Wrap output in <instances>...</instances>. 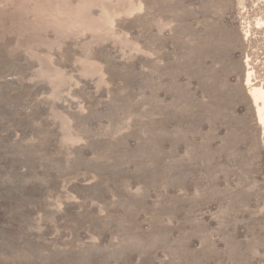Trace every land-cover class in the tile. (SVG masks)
<instances>
[{
	"label": "rangeland",
	"instance_id": "374dc122",
	"mask_svg": "<svg viewBox=\"0 0 264 264\" xmlns=\"http://www.w3.org/2000/svg\"><path fill=\"white\" fill-rule=\"evenodd\" d=\"M257 19L261 0H0V264H264ZM157 66L163 108L186 106L158 143Z\"/></svg>",
	"mask_w": 264,
	"mask_h": 264
},
{
	"label": "bare ground",
	"instance_id": "6f19581e",
	"mask_svg": "<svg viewBox=\"0 0 264 264\" xmlns=\"http://www.w3.org/2000/svg\"><path fill=\"white\" fill-rule=\"evenodd\" d=\"M264 1V0H261ZM169 7V6H167ZM256 26L260 27L264 24V20L262 19H257L256 20ZM182 27V26H181ZM178 28V27H177ZM217 33H216V24L214 21H207L203 23V29H202V34H201V46L205 47H212L214 48L215 44H218L220 42L221 39L217 38ZM242 35L244 39H248L249 35H250V27L248 25H243L242 26ZM172 36V35H171ZM175 38V37H174ZM172 39V37H171ZM213 40V41H212ZM189 43V42H188ZM186 44V43H185ZM194 46V45H193ZM163 48V47H162ZM156 50V49H155ZM194 52V51H192ZM196 53V52H195ZM201 54V53H200ZM161 56V55H159ZM205 56H207V54H203L202 56H200V60H199V65H200V74L202 76V80L204 81V83H209V85L216 86L218 85V77L217 74L220 75V72L218 71V69H222L224 70V67L221 65L222 63V59H217V56L215 55V59L213 60L212 63H208V60H205ZM163 57V56H162ZM156 58V57H155ZM158 58V57H157ZM190 59V58H189ZM188 62V73L190 76L194 75L193 69H192V65L191 62H189L190 60H187ZM175 63V62H174ZM185 63V64H186ZM156 65V64H155ZM245 65V78H244V82L243 84L245 85V87L247 88V92L250 94L253 103L255 105L256 108V118L258 123L261 125V127L263 128V132H264V78H261L258 82V84H255V80H256V73H255V69L254 66L251 65V63L248 61V56L244 62ZM184 66V65H183ZM186 66V65H185ZM173 70V69H172ZM171 70V71H172ZM155 71L158 75L157 77V82H156V94H155V106H154V114H155V118H156V123H155V133H157L158 135L156 136V143L161 141V132L164 131L165 132V128H166V123L170 122L172 119H176L177 117H179V114H183V112H185L186 110V106L181 105L177 100L173 102V104L171 105V108H169L168 106L165 107V109L163 108V106L161 105V102L159 100L158 96V92L161 88V80L166 81L168 84H170V77L168 76V74L166 73V75H164V78H161V74H160V67H155ZM216 71V72H215ZM226 71V70H225ZM187 72V71H186ZM214 72V75L212 76ZM212 77L217 78V83L214 82V80L212 79ZM166 84V83H165ZM208 85V84H207ZM239 85V84H238ZM173 87V86H172ZM217 87V86H216ZM167 91L170 90V87L165 88ZM187 99V98H186ZM183 124V123H182ZM186 126V125H185ZM184 126V127H185ZM169 131H167L166 133H168ZM171 136H177L180 139L186 138L187 134H183L181 133V131H179L178 129L174 130L171 129L170 130ZM176 139V138H175ZM176 143V142H175ZM173 143L172 146V152L171 155L173 154V151L175 150V148L177 147V143L175 144ZM263 144H264V138H263ZM226 149V148H225ZM219 154V153H218ZM226 155V154H225ZM223 157V156H222ZM227 157V156H226ZM220 158V157H219ZM225 158V157H223ZM227 159V158H226ZM222 160V159H221ZM225 160V159H224ZM224 164V163H223ZM243 166V165H241ZM220 167V166H219ZM223 167V165H222ZM225 170V169H224ZM246 170V169H245ZM176 173V172H175ZM238 188V187H237ZM247 188V187H246ZM239 189V188H238ZM239 191V190H237ZM239 193V192H238ZM255 194V193H254ZM246 195V194H245ZM242 196V195H240ZM253 196V195H252ZM244 198V197H243ZM245 200V199H244ZM247 200V199H246ZM238 202V201H237ZM249 202V200H248ZM246 203V202H244ZM260 209V208H259Z\"/></svg>",
	"mask_w": 264,
	"mask_h": 264
}]
</instances>
